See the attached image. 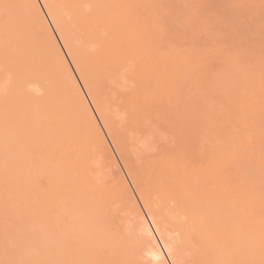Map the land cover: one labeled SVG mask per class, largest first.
<instances>
[{
  "label": "bare ground",
  "instance_id": "bare-ground-1",
  "mask_svg": "<svg viewBox=\"0 0 264 264\" xmlns=\"http://www.w3.org/2000/svg\"><path fill=\"white\" fill-rule=\"evenodd\" d=\"M182 1L186 11L178 18L186 28L176 44L154 17L124 8L126 0H41L53 5L79 54L87 80L77 79L73 88L44 25L20 7L30 0H0V259L6 230L11 248L16 229L35 237L22 250L26 257L147 259L146 228L163 246L153 213L165 238L181 244L180 259L214 264L239 259L250 246L258 250L264 127L240 78L232 100L213 87L217 61H234L216 43L198 44L205 24L199 3ZM86 3L108 7L91 14L74 7ZM86 84L95 100L91 122L77 96L89 92ZM257 92L264 96V83ZM158 129L173 145L146 154L140 144L151 150ZM40 175L50 178L44 189ZM190 235L200 238L197 248Z\"/></svg>",
  "mask_w": 264,
  "mask_h": 264
},
{
  "label": "rangeland",
  "instance_id": "rangeland-1",
  "mask_svg": "<svg viewBox=\"0 0 264 264\" xmlns=\"http://www.w3.org/2000/svg\"><path fill=\"white\" fill-rule=\"evenodd\" d=\"M149 1L151 2L150 4L147 0H138L133 4L130 0H126L127 5L124 2L123 4L126 9L131 7L132 10L135 9L138 11L137 13L143 18L147 19L154 17L155 22L163 27L164 31L171 33L173 37L176 38H171V40L174 43L176 41V44H179L185 31H183V25L179 20L178 15L180 13H185V2L182 0H168L169 2L167 0ZM171 1L172 5H174L171 6V9L175 7L173 9L175 12H172L173 10L168 6L171 5ZM197 2L199 3L205 23L198 36V44H204L207 46L216 43L217 47L222 49L224 54H227L234 61L230 64L229 61L225 60L224 62L222 59L217 61L215 64L216 66H213L214 68H212L211 73L213 77V87L216 88V90L226 91L228 98L232 100L236 95V89L238 87L237 82L235 81L240 78L238 84L241 83L244 89L251 90V102L254 104L256 111L255 117L258 120H261L260 123L264 127V96L259 95L257 92V87L264 83V0H197ZM166 3H168V5H166ZM108 5L111 9L115 10L119 7L113 2ZM181 6L183 8H181ZM169 13L175 14L171 15ZM164 15L165 17H163ZM161 17L166 20V24L163 26L159 23ZM168 20L170 21L168 22ZM183 27L186 28V26ZM186 41L189 42L187 39ZM257 67L260 69H257ZM198 73L201 75V70H198ZM182 99L185 101L184 99H186V97L182 96ZM158 130L159 132H157L159 134L157 133V135L152 137L148 142L149 145H153L151 150L147 151L146 146L140 144L143 145L140 146L142 147V150L146 149L144 150L146 154L147 152L152 153L161 148L169 149L172 147L173 143H171V141L173 142V140H170V138L167 139L170 136H167V138L165 137L168 133L164 130L161 135L160 132L162 129ZM160 138L161 142L163 140L162 143L164 146L159 142ZM164 139H167L169 143L164 141ZM109 142L111 144L110 139ZM167 143H171L170 146ZM111 146L112 150L116 149L114 145ZM113 154L115 155L114 152ZM118 156L120 155L117 152L115 157ZM118 158L116 159L121 163V166H119L124 169L122 158ZM257 175L258 173H252L251 177ZM161 222L163 223L164 220H161Z\"/></svg>",
  "mask_w": 264,
  "mask_h": 264
},
{
  "label": "snow or ice",
  "instance_id": "snow-or-ice-1",
  "mask_svg": "<svg viewBox=\"0 0 264 264\" xmlns=\"http://www.w3.org/2000/svg\"><path fill=\"white\" fill-rule=\"evenodd\" d=\"M3 7L8 9L17 6L6 4L3 5ZM20 7L27 8L31 13V19L35 22H39L41 25H44V32L42 34L46 35V39L51 44L52 51L59 61L62 75L73 88H78L77 79L87 80L84 75V68L81 66L78 52L73 49L72 45L68 42L67 36L64 35V29L61 26V21L55 17L52 11L53 5L47 2L41 3V0H30L28 4ZM74 7L83 8L91 14L94 9H104L108 6L103 4L86 3L82 5H74ZM48 17H52L50 22L48 21ZM49 23L55 24L56 27L49 30ZM159 23L163 26L166 24V20L161 17ZM57 32L60 33L59 36L56 35ZM60 40L64 41L63 45L59 44ZM64 49H67V51L65 52ZM77 72L80 73L79 78H76L75 76ZM86 86L89 88V92L86 95H81L78 92L77 96L82 110V117L91 122L94 119V116L90 111V103L95 102V100L93 99V101H89L88 96L92 95V90L90 84H86ZM222 103H224L226 108L228 107L226 102ZM97 110H99V105H97ZM97 134L99 135V132ZM262 159H264V157H262ZM262 170H264V165H262ZM49 181L50 178L45 175L37 177V184L41 189L46 188ZM145 204L148 205L147 199L145 200ZM149 211H152L150 207ZM152 215L153 223L157 224L156 232L159 233L160 239L163 241V246H161V242L158 241L156 236L153 234L152 229L146 228L145 233L148 236V240L145 243V247L149 249L146 252V256L148 258L125 261L122 262V264H209L208 261L204 260L178 258V252L181 244L170 242L166 239L164 236V230L160 227L159 221L156 220L155 213ZM162 219H164L166 226V217H162ZM9 235V232L6 230L5 258L0 259V264H109V262L101 259H50L39 256L26 257L22 254V250L26 243L30 240H34L35 237L16 229L11 233L13 247L10 248L8 246ZM199 242L200 238L196 235H190L188 237V243L193 248H197ZM214 264H264V231L261 232L258 250L255 246H250L245 250L239 259L218 260L215 261Z\"/></svg>",
  "mask_w": 264,
  "mask_h": 264
}]
</instances>
